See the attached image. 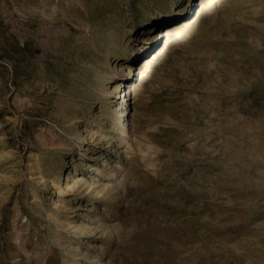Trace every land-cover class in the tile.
I'll use <instances>...</instances> for the list:
<instances>
[{
    "label": "rangeland",
    "instance_id": "374dc122",
    "mask_svg": "<svg viewBox=\"0 0 264 264\" xmlns=\"http://www.w3.org/2000/svg\"><path fill=\"white\" fill-rule=\"evenodd\" d=\"M201 1L0 0V264H264V0Z\"/></svg>",
    "mask_w": 264,
    "mask_h": 264
},
{
    "label": "bare ground",
    "instance_id": "6f19581e",
    "mask_svg": "<svg viewBox=\"0 0 264 264\" xmlns=\"http://www.w3.org/2000/svg\"><path fill=\"white\" fill-rule=\"evenodd\" d=\"M203 1V0H202ZM202 1H201V4H202ZM171 28V27H170ZM178 29V28H177ZM171 32V30H169L166 34H165V36H168L169 35V33ZM147 63V62H146ZM145 63V64H146ZM145 64L143 65V66H145Z\"/></svg>",
    "mask_w": 264,
    "mask_h": 264
}]
</instances>
